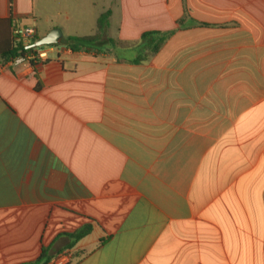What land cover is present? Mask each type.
<instances>
[{"label":"crops","instance_id":"1","mask_svg":"<svg viewBox=\"0 0 264 264\" xmlns=\"http://www.w3.org/2000/svg\"><path fill=\"white\" fill-rule=\"evenodd\" d=\"M68 1L0 0V264H264V0Z\"/></svg>","mask_w":264,"mask_h":264},{"label":"trees","instance_id":"2","mask_svg":"<svg viewBox=\"0 0 264 264\" xmlns=\"http://www.w3.org/2000/svg\"><path fill=\"white\" fill-rule=\"evenodd\" d=\"M12 27V22L10 20H0V30L3 28H7L11 30ZM6 29V30H7ZM5 30V29H4ZM102 31V26L99 25V33L94 36V37H89V38H75V37H70L65 41V44L71 48L72 50H81L84 48H89L90 45L100 37V32ZM1 36L6 35V33L2 32L0 33ZM170 33H164V32H147L144 33L141 42H145L148 39L154 37V43L152 45L151 50L153 52H156L163 44L164 42L168 39ZM7 40L6 44H1L0 43V57L3 59L9 61L12 58L16 56H25L33 52L35 49H27V46L23 44V39L15 36L13 32L10 31L9 37H4ZM38 39L36 38L34 41H37ZM34 63V61H32ZM90 228H86L83 232H81L80 237L84 236L85 234L89 233ZM41 260L35 262V263H30V264H39Z\"/></svg>","mask_w":264,"mask_h":264},{"label":"built area","instance_id":"3","mask_svg":"<svg viewBox=\"0 0 264 264\" xmlns=\"http://www.w3.org/2000/svg\"><path fill=\"white\" fill-rule=\"evenodd\" d=\"M13 34L22 38L23 40L34 41L36 39L37 31L33 27H16L13 29ZM33 52L25 56H16L9 60L10 64L20 65L27 62L36 61L40 54L37 52L38 48H34ZM73 259V252L71 249H66L55 255L50 264H71Z\"/></svg>","mask_w":264,"mask_h":264},{"label":"water","instance_id":"4","mask_svg":"<svg viewBox=\"0 0 264 264\" xmlns=\"http://www.w3.org/2000/svg\"><path fill=\"white\" fill-rule=\"evenodd\" d=\"M62 32L60 29H54L45 37L38 39L27 46V49H34L43 46L60 45L62 43Z\"/></svg>","mask_w":264,"mask_h":264},{"label":"rangeland","instance_id":"5","mask_svg":"<svg viewBox=\"0 0 264 264\" xmlns=\"http://www.w3.org/2000/svg\"><path fill=\"white\" fill-rule=\"evenodd\" d=\"M79 2L81 1H78V0H69L68 3H69V8H68V11L70 14L74 15V16H78V15H85L86 17L88 18H91V15L88 14L90 12V9L88 10L87 8V11L84 12V9H82V7L80 8L79 6ZM70 25H67L66 28H68ZM67 40V37L65 35V40Z\"/></svg>","mask_w":264,"mask_h":264}]
</instances>
